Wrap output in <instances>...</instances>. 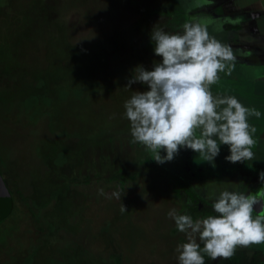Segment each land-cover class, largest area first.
<instances>
[{"label": "rangeland", "instance_id": "374dc122", "mask_svg": "<svg viewBox=\"0 0 264 264\" xmlns=\"http://www.w3.org/2000/svg\"><path fill=\"white\" fill-rule=\"evenodd\" d=\"M163 1L0 0V37H10L15 51L6 57L18 73L13 80L0 72V93L9 91L0 103V171L25 213L17 206L0 224V264H178L175 249L187 241L167 213L181 214L191 201L171 192L169 173L210 206L208 196L236 190L237 180L210 176L211 169L198 165L204 173L191 175L198 153L184 175L185 153L174 157L182 166L158 164L154 152L132 143L123 104L147 87L125 86L137 65L151 70L160 62L151 31L157 24L170 33L178 13L167 14ZM221 78L209 85L214 97L228 86ZM258 106L255 99L250 108ZM260 112L248 118L256 135L264 132ZM255 134L252 149L262 159L264 141ZM100 188L122 197L100 196Z\"/></svg>", "mask_w": 264, "mask_h": 264}, {"label": "clouds", "instance_id": "9594fccd", "mask_svg": "<svg viewBox=\"0 0 264 264\" xmlns=\"http://www.w3.org/2000/svg\"><path fill=\"white\" fill-rule=\"evenodd\" d=\"M181 27L182 33L175 34L157 24L153 27L150 40L160 62L154 63L151 70L137 65L125 86L130 89L132 84L140 83L147 87L145 91H133L123 104L132 143L154 152L158 164L172 161L182 148L213 163L221 145L228 146L227 162L253 160L257 129L249 125L248 118L259 119L261 112L243 106L231 95L214 97L209 90L219 78L218 72H224L225 61L235 59L233 50L210 37L197 22H185ZM228 67L230 75L234 65ZM259 179L264 182V172L259 173ZM98 194L108 199L122 197L119 190L106 194L100 188ZM207 198L213 201L216 215L194 220L175 208L167 213L187 241L175 249L178 264H205V255L213 261L218 257L228 259L238 245L264 243V220L252 216L254 205L264 213V203L229 190ZM120 211L128 210L121 204Z\"/></svg>", "mask_w": 264, "mask_h": 264}, {"label": "crops", "instance_id": "0c3cea01", "mask_svg": "<svg viewBox=\"0 0 264 264\" xmlns=\"http://www.w3.org/2000/svg\"><path fill=\"white\" fill-rule=\"evenodd\" d=\"M173 3H179V5L173 8ZM161 5L165 6L164 11L167 14L168 10L175 11L176 9L178 11L176 24L174 29L171 28L170 33H182L181 26L185 22H197L207 29L210 37H215L221 44L228 45L233 50L235 59L225 61L226 68L224 72H218L219 78L216 81L220 83L222 81L221 77L225 75L229 80L227 84L231 87L223 88L220 95H231L236 97L237 100L240 98V103L247 108H250L256 99L259 105L257 110L263 111L259 99L262 100L264 97V0H170L169 2L164 0ZM165 31L168 32V29H165ZM231 65H234V67L231 68V74L228 75V66ZM249 119L248 123H250ZM261 126L259 127L263 128L264 123L263 127ZM197 134H199V130H197ZM255 137L259 141H264V132L259 133V135L255 134ZM252 151L255 152L254 149ZM184 153L188 156L189 161L184 166V175H186V169L191 167L189 163L195 152L182 148L175 157ZM229 154L228 146L223 145V147H220L219 156L213 163L205 161L204 158L201 159L200 164L196 163V166L190 169L192 171L191 175L199 176L204 173L200 171L199 166L203 167V171L211 169L213 171L212 175L207 172L210 176H231L233 180H236L234 173H237L240 178L241 172L248 176L264 172V158L261 159L254 155L253 160L233 164L225 160V157ZM174 159L173 163L177 161V158ZM167 163L170 164L171 162ZM168 164L167 166H169ZM177 164L182 166L181 161H177ZM163 168L170 170L171 165L169 169L165 166ZM215 169L220 174L216 173ZM178 175L180 176V173L176 174V176ZM168 180L171 192H174V183L170 181L171 179ZM215 180L212 182H215ZM237 181L239 184L244 183L241 179Z\"/></svg>", "mask_w": 264, "mask_h": 264}, {"label": "trees", "instance_id": "16d2710c", "mask_svg": "<svg viewBox=\"0 0 264 264\" xmlns=\"http://www.w3.org/2000/svg\"><path fill=\"white\" fill-rule=\"evenodd\" d=\"M4 43V44H3ZM2 43L1 41V37H0V72H7V73H11L12 75V79L15 80L14 78L18 76L17 71H14L13 68H10V64L12 63L10 59H8L12 53L15 51V49L12 47L11 43H10V37H5L4 42ZM3 46V47H1ZM3 50H4V55H3ZM6 55H8V58L6 57ZM13 65H17V63H12ZM19 64V70L21 69V65L22 63H18ZM17 73V74H16ZM7 90V89H6ZM5 90V91H6ZM9 95V91L8 92H1L0 93V103L1 104H5L4 102H9L8 100V96ZM6 106H9L6 105ZM149 161V160H148ZM5 165V164H4ZM151 167H154L156 165H150ZM1 176L3 177L5 184L9 190V193L11 194L12 197V205H11V209L9 210V212H7L6 215L3 216V218H0V224L5 222L10 216L11 214L14 212L15 207L17 208V206L19 207V204L21 201L18 199L17 202L15 201L13 194L11 193V186L9 185V182L6 180V178L3 176V174L0 171ZM166 176V174H164ZM169 177L171 178V180L174 181V192L177 193L178 197L182 198V196L184 197L185 195L190 199L191 203H185L183 210L181 211V214H187V215H191L193 217V219H197V218H205L208 215H216V213L213 211L212 206L208 205L206 200L195 195L194 192L188 187V185L182 181L179 180L176 177H172L169 174ZM19 192V191H18ZM16 202V203H15ZM19 211H21L22 215L25 214L24 211L22 209H20L19 207ZM33 216L35 217V214L32 213ZM35 219L37 220V222H39V218L35 217ZM40 233L42 235H45L43 232H41V229L39 230ZM47 234V232H46ZM201 247H203V245H201ZM205 259V264H249L248 260H247V256L246 253L244 251H241L239 249H236L234 254L228 258V259H224L222 257H218L215 261L211 260L207 255L204 256ZM118 264H121V261L118 260Z\"/></svg>", "mask_w": 264, "mask_h": 264}, {"label": "flooded vegetation", "instance_id": "af4514ba", "mask_svg": "<svg viewBox=\"0 0 264 264\" xmlns=\"http://www.w3.org/2000/svg\"><path fill=\"white\" fill-rule=\"evenodd\" d=\"M230 168V167H229ZM233 170V169H230ZM253 172V170H251ZM241 176L239 178L237 173H234V178L236 180L241 179L244 181V184H236L234 188H236V192H243L246 195L252 196L254 199L264 203V182H261L259 179V173H254L255 175H246L241 172ZM247 183V185H246ZM241 192V193H242ZM204 199V198H203ZM253 219L260 218L264 220V213H261L260 206L254 205V211L252 213ZM254 245L250 249L248 248L247 260L249 264H264V243L260 244H252ZM259 260V261H258Z\"/></svg>", "mask_w": 264, "mask_h": 264}, {"label": "water", "instance_id": "95a60500", "mask_svg": "<svg viewBox=\"0 0 264 264\" xmlns=\"http://www.w3.org/2000/svg\"><path fill=\"white\" fill-rule=\"evenodd\" d=\"M12 205V197L5 184L3 177L0 174V218L9 212Z\"/></svg>", "mask_w": 264, "mask_h": 264}]
</instances>
